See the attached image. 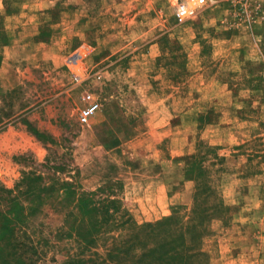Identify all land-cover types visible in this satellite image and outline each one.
<instances>
[{
  "label": "rangeland",
  "instance_id": "rangeland-1",
  "mask_svg": "<svg viewBox=\"0 0 264 264\" xmlns=\"http://www.w3.org/2000/svg\"><path fill=\"white\" fill-rule=\"evenodd\" d=\"M4 2L0 91L20 90L0 93V108L23 110L0 131V187L36 171L86 191L108 185L139 222L174 204L190 213L202 141L226 159L212 173L231 214L211 223V264H264V0H19L15 14ZM77 50L90 51L81 85L66 61ZM86 91L102 107L82 125ZM51 200L25 229L32 264H62L74 246L56 237L63 214Z\"/></svg>",
  "mask_w": 264,
  "mask_h": 264
},
{
  "label": "trees",
  "instance_id": "trees-1",
  "mask_svg": "<svg viewBox=\"0 0 264 264\" xmlns=\"http://www.w3.org/2000/svg\"><path fill=\"white\" fill-rule=\"evenodd\" d=\"M16 1L19 0H5L7 14L20 11V6H14ZM4 14L0 13L2 46L10 43ZM19 90L0 93L14 98ZM22 110V106L18 110L2 106L0 131ZM198 120L203 127L207 117L201 114ZM25 123L43 139L41 132L28 121ZM215 150L202 141L199 143L192 168L195 192L191 212L174 204L169 214L145 222H139L120 197L106 192L108 185L86 191L73 180L50 183L41 173L24 172L14 189L0 187V264H32V256L38 252L25 229L48 197H52L51 203L57 202V208H62L63 223L57 228L56 237L72 240L74 245L62 264H211V254L205 248V239L213 232L211 223L218 219L226 224L231 217L230 208L213 180V168L214 172L224 171L226 160ZM252 157H248L249 162Z\"/></svg>",
  "mask_w": 264,
  "mask_h": 264
},
{
  "label": "built area",
  "instance_id": "built-area-1",
  "mask_svg": "<svg viewBox=\"0 0 264 264\" xmlns=\"http://www.w3.org/2000/svg\"><path fill=\"white\" fill-rule=\"evenodd\" d=\"M208 0H190V3L202 6L207 3ZM177 15L182 21L189 15L188 7L182 6L179 8ZM90 51L77 50L70 54L66 61L70 67V75L75 84L81 85L88 81L89 73L84 63L86 56ZM81 106L79 107V120L82 125H89L91 120L96 116L102 107V103L98 96L91 91H86L81 97Z\"/></svg>",
  "mask_w": 264,
  "mask_h": 264
}]
</instances>
